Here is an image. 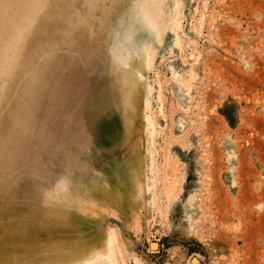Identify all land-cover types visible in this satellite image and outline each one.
I'll list each match as a JSON object with an SVG mask.
<instances>
[{
	"label": "rangeland",
	"instance_id": "obj_1",
	"mask_svg": "<svg viewBox=\"0 0 264 264\" xmlns=\"http://www.w3.org/2000/svg\"><path fill=\"white\" fill-rule=\"evenodd\" d=\"M127 3L75 0L90 19L78 47L35 94L14 85L0 102V264H264V0H160L150 33L121 18ZM63 9L57 0L31 48L63 29ZM125 57L149 99L126 119L112 71ZM42 168L71 172L70 206L41 205Z\"/></svg>",
	"mask_w": 264,
	"mask_h": 264
},
{
	"label": "clouds",
	"instance_id": "obj_2",
	"mask_svg": "<svg viewBox=\"0 0 264 264\" xmlns=\"http://www.w3.org/2000/svg\"><path fill=\"white\" fill-rule=\"evenodd\" d=\"M55 2L57 0H0V102L6 99L14 85L26 95L35 94L47 75L49 65L58 57L70 55L80 43L81 30L90 27L89 17L74 8L75 0H58L66 13L63 29L45 44L31 48L42 20ZM118 4L119 0H111V6ZM159 4L160 0H128L121 18H131L140 29L150 33ZM24 118L29 123L35 122L31 110L25 111ZM66 135L73 142L77 136L75 127L67 128ZM6 164L5 151L0 147V166ZM35 179L43 207L70 206L74 199L71 172L53 175L42 168Z\"/></svg>",
	"mask_w": 264,
	"mask_h": 264
},
{
	"label": "bare ground",
	"instance_id": "obj_3",
	"mask_svg": "<svg viewBox=\"0 0 264 264\" xmlns=\"http://www.w3.org/2000/svg\"><path fill=\"white\" fill-rule=\"evenodd\" d=\"M157 13H158V8L156 9L155 12V21L152 23L151 25V30L153 31L154 28L156 27V18H157ZM131 37L130 35L126 36L124 41V47L128 50V52L132 53L133 55L138 54V56L141 57H146L147 61H149V58L151 57V52L149 51V49H145L142 53H137V51L135 49L132 48V44H131ZM143 45V43L141 44ZM129 62V59L127 57L123 59L121 58H117L114 66L112 68L113 71V78H114V82H115V87L118 88V102L121 104V114L122 116L126 119V117L129 115L133 116L134 113L136 114H140L144 111V109L147 108V105L149 103V99L148 97L142 95H137V92L139 89H142V85L139 81V78L136 76L137 74L135 73H130L129 69L126 66V62ZM134 76V78H132ZM65 81V80H64ZM129 81V82H128ZM129 84L128 87V91L129 94L126 95L124 93V87L125 85ZM66 84V82H65ZM66 94H65V87H60L59 89V99L60 102L62 103L64 101ZM99 110L101 112H103V114L107 115V118L105 119V122L110 123L111 121L109 120V116L107 114V111L99 108ZM103 115V116H104ZM180 123V122H179ZM178 123V126L180 125ZM113 132V129H112ZM136 160V168L141 170V163L143 162L141 156L138 154ZM129 168H131V162H127V166H129ZM119 167L118 164L117 166L114 167V172L117 175V182L121 183L122 181L127 180V178L125 177V170L123 171V173L120 172V169L118 171ZM142 170L140 171V173L135 172L133 175L131 174V176L129 175L128 177V183L130 186V190H129V196L131 198H133L134 200H139L140 199V191L143 187V183L142 182V176H141ZM128 174V173H127ZM154 246V245H152ZM69 258H71V256H69ZM65 259L62 260V262ZM76 264H90V260L84 258L82 260H78Z\"/></svg>",
	"mask_w": 264,
	"mask_h": 264
},
{
	"label": "water",
	"instance_id": "obj_4",
	"mask_svg": "<svg viewBox=\"0 0 264 264\" xmlns=\"http://www.w3.org/2000/svg\"><path fill=\"white\" fill-rule=\"evenodd\" d=\"M191 262H192L193 264H198V260H196V258H192V259H191Z\"/></svg>",
	"mask_w": 264,
	"mask_h": 264
}]
</instances>
